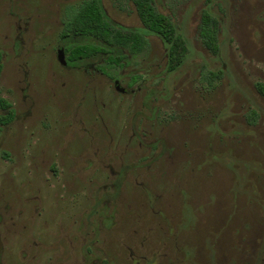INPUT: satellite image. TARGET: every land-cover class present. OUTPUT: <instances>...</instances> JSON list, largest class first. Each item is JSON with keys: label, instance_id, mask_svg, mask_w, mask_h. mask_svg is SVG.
Here are the masks:
<instances>
[{"label": "rangeland", "instance_id": "374dc122", "mask_svg": "<svg viewBox=\"0 0 264 264\" xmlns=\"http://www.w3.org/2000/svg\"><path fill=\"white\" fill-rule=\"evenodd\" d=\"M101 1L143 29L132 6ZM78 3L0 0V97L14 113L0 125V264H264V0H154L184 64L167 74L147 35L112 80L57 59ZM205 9L217 56L198 36Z\"/></svg>", "mask_w": 264, "mask_h": 264}, {"label": "trees", "instance_id": "16d2710c", "mask_svg": "<svg viewBox=\"0 0 264 264\" xmlns=\"http://www.w3.org/2000/svg\"><path fill=\"white\" fill-rule=\"evenodd\" d=\"M133 7L143 29H129L113 23L105 14L101 0H79V3L65 11L59 34L65 61L74 68L94 66L95 70L114 79L117 71L127 66L130 58L146 50L147 35L157 37L166 47L165 72L178 71L188 55L185 39L177 31L172 20L159 13L154 0H122ZM120 2V0H119ZM219 20L208 10L201 12L198 27L199 39L213 56L219 54ZM0 51V72L2 70ZM213 82L221 77V72L210 73ZM255 91L264 99V84L256 83ZM0 125L6 126L14 119L11 105L0 97ZM249 123H254L256 113H252Z\"/></svg>", "mask_w": 264, "mask_h": 264}, {"label": "water", "instance_id": "95a60500", "mask_svg": "<svg viewBox=\"0 0 264 264\" xmlns=\"http://www.w3.org/2000/svg\"><path fill=\"white\" fill-rule=\"evenodd\" d=\"M57 59L60 64L65 65V57H64V52L62 48H60L57 52Z\"/></svg>", "mask_w": 264, "mask_h": 264}]
</instances>
